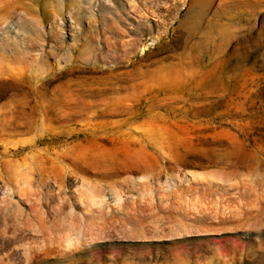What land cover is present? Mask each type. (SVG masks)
Listing matches in <instances>:
<instances>
[{
  "label": "rangeland",
  "instance_id": "374dc122",
  "mask_svg": "<svg viewBox=\"0 0 264 264\" xmlns=\"http://www.w3.org/2000/svg\"><path fill=\"white\" fill-rule=\"evenodd\" d=\"M0 264H264V0H0Z\"/></svg>",
  "mask_w": 264,
  "mask_h": 264
}]
</instances>
